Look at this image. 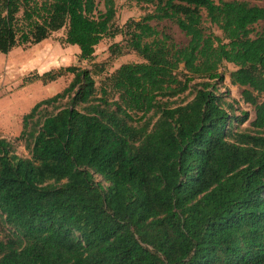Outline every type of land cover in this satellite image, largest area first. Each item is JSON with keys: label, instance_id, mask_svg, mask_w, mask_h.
Wrapping results in <instances>:
<instances>
[{"label": "trees", "instance_id": "16d2710c", "mask_svg": "<svg viewBox=\"0 0 264 264\" xmlns=\"http://www.w3.org/2000/svg\"><path fill=\"white\" fill-rule=\"evenodd\" d=\"M134 1L148 10L119 27L113 0H0L1 55L63 31L80 61L115 36L139 59L98 90L95 65L36 75L70 80L22 115L27 157L0 138V264H264V8Z\"/></svg>", "mask_w": 264, "mask_h": 264}, {"label": "rangeland", "instance_id": "374dc122", "mask_svg": "<svg viewBox=\"0 0 264 264\" xmlns=\"http://www.w3.org/2000/svg\"><path fill=\"white\" fill-rule=\"evenodd\" d=\"M215 3L219 0H213ZM230 1V0H222ZM252 5L264 8V0H245ZM115 7L114 23L122 26L127 20H138L145 10L135 3L134 0H113ZM202 16L205 14L202 11ZM157 30H164L170 34L173 40L180 45L185 44L186 39L174 25L166 22L154 23ZM254 31L264 35V23L258 22L253 26ZM63 31L51 35L47 40L27 47H18L5 55L0 54V138L12 141L15 153L20 157H27V151L23 147L22 140L14 141L21 129V117L36 102L51 97L60 92L69 82L70 76L65 75L45 85L34 80L36 75L59 67L76 66L78 68L92 69L97 66L98 73L94 74L93 80L98 90L118 66L127 63L139 62L138 57L130 52L122 50L120 55H111L108 47L113 44H121L122 38L115 36L113 39H103L95 47L93 57L89 61L78 59V50L74 46L61 43ZM232 66L224 64L219 68L223 81L219 90L228 92V100H234V115L238 116L241 111H246L248 119L237 130L248 129V123L253 117V110L249 105L240 101L241 88L231 86L228 81V73ZM190 98V97H189ZM188 98V99H189ZM65 100L62 101L64 103ZM47 112H52L47 107ZM96 180H99L96 178ZM6 234V230L0 226V239Z\"/></svg>", "mask_w": 264, "mask_h": 264}]
</instances>
